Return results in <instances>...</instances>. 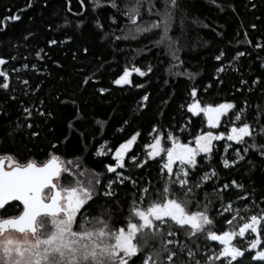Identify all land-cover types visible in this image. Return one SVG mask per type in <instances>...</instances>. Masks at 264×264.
<instances>
[{
    "label": "trees",
    "instance_id": "1",
    "mask_svg": "<svg viewBox=\"0 0 264 264\" xmlns=\"http://www.w3.org/2000/svg\"><path fill=\"white\" fill-rule=\"evenodd\" d=\"M116 2L119 9L110 7V0H100L101 7H95L94 0H0V58L7 61L0 70L8 73L10 84L8 90L0 89V154H14L22 162L44 161L50 152L65 160L82 157L81 170L101 173V178L106 179L114 175L106 173L104 167L111 162V153L95 155L105 141L114 150L139 131L141 136L133 151L140 155L142 146L151 141L149 132L153 126L164 132L174 130L182 142L207 130L202 114L193 117L187 112L193 87L202 102H233L237 109L243 107L248 123L254 124L255 117L264 120V67L261 66L264 47H255L257 43L264 44V0H178L170 33L179 40L181 62H177L176 68L163 47L153 46V41L158 39L156 31L134 39L130 35L123 38L127 33V19L123 15L126 0ZM13 15H19L20 19L11 20ZM113 18L116 23L112 22ZM98 23L102 29L97 27ZM116 36L122 38L117 40ZM51 40L57 43L50 45ZM221 50L225 55L217 61L215 57ZM238 51L245 52V56L234 60ZM132 66L145 71L150 66L152 72L143 77L134 73L131 84L115 85L113 80L125 67ZM219 67H224V72H217ZM187 74L193 78L189 79ZM87 77L92 79L84 84ZM24 80L29 83L25 85ZM242 80L247 83H241ZM138 84L143 86L137 87ZM101 88L107 91L101 94ZM144 95L149 96L146 107L142 101ZM24 107L33 111L30 121L25 120ZM38 111L51 112L52 116H40ZM228 119L223 117L220 128L214 132L230 129L232 124L225 123ZM97 120L104 122L103 127ZM29 122L33 124L31 129L26 127ZM33 131L39 132V136L33 137ZM162 143L168 142L165 139ZM225 143L215 142L211 160H201L194 174L198 179L205 171H216V176L203 182L199 191L201 200L213 201L212 215L218 232L231 227L225 218L230 219L232 213L219 215L229 202L234 208L247 205L258 211L256 205L264 207V154L260 147L264 138H258L257 146L247 152L243 151L247 145L230 143L232 147L226 153ZM53 144L57 145L55 149ZM234 149L241 151L243 160ZM225 158L229 160L227 168L223 166ZM158 170L159 165L149 161L143 168L128 162L124 171L154 193L165 183L159 178ZM233 180L244 185L243 189L232 187ZM225 183L230 187L221 191ZM113 187L118 192L115 199L120 206L112 205V223L120 226L137 193L128 182ZM111 200L101 196L92 204L90 214H97L101 205L111 204ZM166 238L184 242L187 234L180 232ZM198 243L218 247L217 242L203 238ZM206 250L202 247L201 254Z\"/></svg>",
    "mask_w": 264,
    "mask_h": 264
},
{
    "label": "snow or ice",
    "instance_id": "2",
    "mask_svg": "<svg viewBox=\"0 0 264 264\" xmlns=\"http://www.w3.org/2000/svg\"><path fill=\"white\" fill-rule=\"evenodd\" d=\"M94 5L102 6L100 0H94ZM28 7H31V2ZM110 7L119 9L116 0H110ZM178 8V0H126L123 15L127 19V33L123 38L130 35L134 39L138 35L156 31L158 39L153 41V46L163 47L172 67H178L177 62H181L179 40L170 35ZM145 16L148 18L145 19ZM10 19L16 21L20 16L13 15ZM112 22L116 23V20L113 18ZM97 27L103 28L99 23ZM121 38L116 36L117 40ZM56 43V40L49 41L50 45ZM255 47L262 48L264 44L257 43ZM87 51L85 48L84 52ZM224 55L225 52L221 50L215 59L221 61ZM243 56L245 52L238 51L233 59ZM37 57H40V52H37ZM6 63L5 59L0 58V66ZM261 66L264 67V64ZM224 70V67L217 68V72ZM150 72V66L146 71L136 66L125 67L113 83L129 85L134 73L143 77ZM187 75L189 79L193 78L192 74ZM0 78L3 80L0 89L8 90V73L0 70ZM91 79L87 77L83 83L88 84ZM23 83L27 85L29 82L24 80ZM241 83L247 81L242 80ZM99 91L104 94L107 89L101 88ZM190 97L187 112L193 117L202 114L207 130H201L192 140L182 142L174 130L164 132L158 126H153L149 132L151 141L142 146L140 155L133 151L141 136L139 131L115 146L114 150L105 141L95 155L107 156L111 153V162L104 167L106 173L114 175L106 179L101 178V173L81 170L82 157L65 160L50 152L44 161L29 159L22 162L14 154H0V264H245L246 260L249 264L253 261L264 264V207L256 205L258 211L247 205L234 208L229 202L219 215L231 212V218H225L231 227L218 232L212 215L213 201L201 200L199 191L203 182L216 176V171H205L198 179L194 176L201 160H211L214 142L226 141V153L232 147L227 142L247 145L244 152L255 148L257 139L264 138V120L255 117L254 124L248 123L243 107L237 109L233 102H202L197 98L195 87ZM142 101L146 107L149 96H142ZM23 112L25 120L30 121L32 109L24 107ZM38 114L52 116L51 112L46 111H38ZM223 117H229L225 123L232 126L214 132L220 128ZM96 123L103 127L104 122L97 120ZM26 127L31 129L33 124L29 122ZM119 130L123 131V128ZM39 134L37 131L31 132L33 137ZM165 139L167 144L162 143ZM56 147L52 145L53 149ZM260 147L264 154V145ZM234 150L236 156L243 160L241 151ZM149 161L159 165V178L165 181L160 190L154 193L124 171L128 162L143 168ZM223 166L229 167L228 159H223ZM86 173L90 174L85 179ZM65 180L68 182L65 183ZM126 182L135 187L137 195L130 203L125 222L116 226L112 223V205H120L115 199L118 192L113 185ZM231 186L244 187L235 180ZM229 187L225 183L221 191ZM101 196L112 198L111 204L106 202L97 214L91 215L92 204L97 203ZM145 201L146 206H143ZM180 232L187 234L186 241L166 238ZM201 238L217 242L218 247L201 245L198 243ZM202 247L207 249L203 254L200 251Z\"/></svg>",
    "mask_w": 264,
    "mask_h": 264
},
{
    "label": "rangeland",
    "instance_id": "3",
    "mask_svg": "<svg viewBox=\"0 0 264 264\" xmlns=\"http://www.w3.org/2000/svg\"><path fill=\"white\" fill-rule=\"evenodd\" d=\"M222 119H223V118H222ZM206 126H207V125H206ZM213 131H214V130H213ZM228 143H232V144H233L234 142H228ZM214 144H215V142H214Z\"/></svg>",
    "mask_w": 264,
    "mask_h": 264
},
{
    "label": "water",
    "instance_id": "4",
    "mask_svg": "<svg viewBox=\"0 0 264 264\" xmlns=\"http://www.w3.org/2000/svg\"><path fill=\"white\" fill-rule=\"evenodd\" d=\"M17 203V202H16Z\"/></svg>",
    "mask_w": 264,
    "mask_h": 264
}]
</instances>
